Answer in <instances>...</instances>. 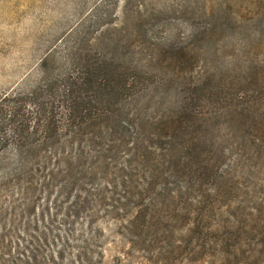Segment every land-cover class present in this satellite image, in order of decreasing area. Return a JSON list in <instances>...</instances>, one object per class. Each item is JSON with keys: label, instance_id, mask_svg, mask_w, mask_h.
<instances>
[{"label": "rangeland", "instance_id": "obj_1", "mask_svg": "<svg viewBox=\"0 0 264 264\" xmlns=\"http://www.w3.org/2000/svg\"><path fill=\"white\" fill-rule=\"evenodd\" d=\"M207 26L216 27L215 36L211 45L205 41L198 47L194 59L196 67L202 68L196 71L203 79L208 73L217 75L211 79L214 83L219 78L244 81L264 69V0H0V96L30 93L61 79L70 47L81 33L86 56L118 57L123 65L135 66L151 56L157 58L172 44L195 43L190 33ZM116 45L120 53L115 52ZM254 66L257 70H251ZM159 74L143 81L131 78L137 82L132 89L136 101L131 98L123 104L130 105L127 108L148 104L140 99L142 89L146 94L158 90L174 93L181 79L169 82L166 74ZM154 81L159 82L157 89ZM158 102L155 97L149 104L154 110L169 105ZM225 122L227 118L219 119L220 124ZM226 134L220 129L210 133L229 154L219 165L222 174L207 184L210 190L226 184L220 188L221 198L213 207L216 214L209 223L222 229L207 236L208 243L195 239L191 245L194 233L187 228L188 197L174 201L170 196L174 185L157 186L153 191L138 189L140 197L135 200L113 186L123 184L115 170L127 156L125 142L113 151L83 143L91 156L74 160L79 171L62 174L39 192L35 213L28 208L26 217L44 222L38 233L42 243H35L30 252L38 260L29 264H264V246L256 248L259 239L249 233L253 215L264 224V154L250 158L245 151L251 152L235 136ZM149 145L161 147L156 139ZM8 147L0 140V255L9 250V236L14 234L9 232V218L11 222L20 217L9 201L18 199L19 189L9 187V179L1 175L11 168L13 151ZM93 149L100 151L91 153ZM156 152V158L162 159ZM245 160H250L247 165ZM176 186L174 190L179 191L181 185ZM80 194L85 199L75 204ZM206 202L211 211L212 201ZM143 204L150 207V221L140 217L135 227L131 220ZM24 236L30 239L29 234ZM18 243L21 248L27 244ZM52 254L58 259L53 261ZM43 256H48L47 263L40 262Z\"/></svg>", "mask_w": 264, "mask_h": 264}, {"label": "trees", "instance_id": "obj_2", "mask_svg": "<svg viewBox=\"0 0 264 264\" xmlns=\"http://www.w3.org/2000/svg\"><path fill=\"white\" fill-rule=\"evenodd\" d=\"M209 26L190 33L195 43L172 44L168 50L159 52L157 58L151 56L146 63L135 66L123 65L118 57L106 60L86 56L82 44L84 33H81L70 47L61 79L39 86L30 93L0 96V140L6 141L7 149L13 151L9 172L1 175L9 179V187L14 185L19 189L18 199L9 201L13 204L12 210L20 215L11 222L9 218L12 225L9 232L14 234L9 236L6 246L9 250L0 255V264H29L33 259L38 260V255L30 252L35 243H42L38 233L44 222L32 221L25 215L29 207L35 213L34 200L39 192L49 188L62 174L72 175L76 173L75 169L79 171L78 166L74 167V160L91 156L87 147H82L83 143L97 145L102 151H113L125 142L127 156L115 170L120 172L123 184L113 186L122 189L132 197L131 200L140 197L138 189L153 191L157 186L173 188V185L170 196L174 201L188 197L186 222L188 231L194 233L191 245L195 239L207 242V236L222 229L209 223L216 214L213 207L221 198L220 188H225L226 184L212 190L207 184L211 178L222 174L219 165L229 153L220 140L210 138V133L224 130L228 137L235 136L238 144L251 152L244 150L250 158L262 157L264 69L251 73L244 81L227 82L219 78L214 83L217 75L208 73L203 79L196 71V68H202L196 67L194 59L198 47L205 45L203 42L211 45L216 27ZM115 47V52L120 53L121 48ZM212 61L210 63L216 69V61ZM251 70H257V67ZM156 73H160L159 77L166 74L169 82L181 79L176 91L158 90L146 94L142 89L140 99H145L148 104L127 108L130 105L123 103L131 98L135 100L132 89L137 82H132L131 78L139 77L143 81ZM212 78L215 79L211 81ZM153 83L157 89L159 82ZM155 97L159 99L158 103L169 105L154 110L149 102ZM221 118H227L225 125L219 123ZM153 139L158 140L161 147L149 145ZM94 151L100 150L93 149L91 153ZM156 151L161 153L162 159L156 158ZM245 161L247 165L250 160ZM227 179V182L231 181ZM176 184L181 185L179 191L174 190ZM81 194L75 197V204L85 199ZM209 199L211 211L206 206ZM149 208L146 204L139 205L131 224L136 227L140 217H145L149 223ZM249 233L259 239L256 248L264 246V224L254 215ZM24 234H29L30 239L27 240ZM18 242L27 244L21 248ZM14 249L17 253H12ZM51 257L53 261L58 259L54 254ZM39 260L47 263L49 259L43 256Z\"/></svg>", "mask_w": 264, "mask_h": 264}]
</instances>
